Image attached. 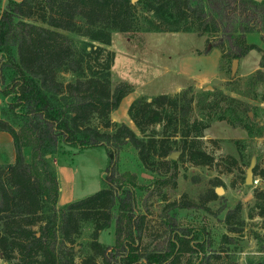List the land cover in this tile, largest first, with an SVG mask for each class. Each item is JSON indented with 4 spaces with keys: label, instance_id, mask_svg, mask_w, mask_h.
<instances>
[{
    "label": "trees",
    "instance_id": "16d2710c",
    "mask_svg": "<svg viewBox=\"0 0 264 264\" xmlns=\"http://www.w3.org/2000/svg\"><path fill=\"white\" fill-rule=\"evenodd\" d=\"M113 30L194 32L205 37L203 51L217 47L232 61L255 49L264 67V49L246 40L247 33L258 32L264 41V0H0V131L11 136L14 147L13 162L0 163L2 259L76 264L73 244L86 223L92 228L90 242L79 264H97V257L101 264H177L184 252L205 254L198 235L171 215L163 238L143 245L138 185L134 173L119 172V149L129 143L143 167L161 179L184 157L197 165L217 163L201 144L211 122L224 120L249 135H261V126L251 120L247 102L220 90L194 92L192 86L135 97L127 108L135 129L112 120L111 111L133 90L126 81L112 87ZM67 32L83 37L80 44ZM61 73L71 78L63 81ZM256 76L264 82L260 70ZM60 145L103 146L107 164L99 190L58 207L51 155ZM176 146L180 155L168 158ZM254 196L264 215V191L255 190ZM178 205L193 206L191 201ZM241 209L238 201L226 210L222 221L229 232L242 230ZM112 222L114 242L104 244L98 235ZM197 264H203L202 257Z\"/></svg>",
    "mask_w": 264,
    "mask_h": 264
},
{
    "label": "rangeland",
    "instance_id": "374dc122",
    "mask_svg": "<svg viewBox=\"0 0 264 264\" xmlns=\"http://www.w3.org/2000/svg\"><path fill=\"white\" fill-rule=\"evenodd\" d=\"M132 2L135 3L136 0ZM67 35L77 45L83 38L69 32ZM246 40L264 49V41L258 32L247 33ZM205 45L204 38L194 32L113 30L108 46L114 51L111 66L112 87L119 81H126L141 92L167 93L180 77L165 72L164 68H172L173 62L182 56L190 66L189 69L194 72L217 73L216 79L207 83L213 88L206 89L204 86L201 90H220L247 102L251 109V120L261 126V135H249L241 127H232L224 120H215L211 122L208 131H204L201 144L205 151L215 157L216 164L197 165L184 157L177 160L175 171H170L159 179L158 175L143 167L136 150L126 143L118 152V170L120 173L135 174L138 185L134 190L137 206L139 211L145 214L143 245H152L157 239L163 238L166 228L164 221L167 215H171L175 217L178 226L189 227L198 235L205 250V254L201 256L184 252L177 264H186L188 261L189 264H197L198 257H202L203 264H251L264 259V215H260V209L255 207L254 196L255 190L264 191V82L256 78L260 69L251 74H245L243 69L252 68L255 64L257 68L260 52L250 50L239 69L231 75V60L222 57L217 47L201 54L190 52L191 49ZM59 78L68 81L71 74L61 73ZM188 86L192 85H185L184 88ZM192 87L194 92L199 91L198 88ZM124 105L125 102L119 103L117 114L122 111ZM126 124L135 129L130 120ZM173 151L181 153L177 146ZM23 153L28 160L29 149L25 148ZM13 160L14 147L11 136L0 131V163H11ZM251 160L254 161L253 179H259L257 186L253 183L245 184L246 168ZM51 161L55 166L59 185L58 196L62 197V205L84 198L101 188L102 170L107 164L103 146L79 150L60 145L51 155ZM217 188L223 189V192L216 193ZM212 193L215 195L210 199ZM173 201H177L175 207L168 208L169 202ZM185 201H191L193 206L178 205ZM238 201L242 205L240 214L244 224L240 232L232 233L225 228L222 219L226 210ZM91 230L90 223H86L81 236L73 244L76 264L80 263L88 251ZM113 230L112 222L110 227L99 233L98 240L104 244H112ZM223 233H227V239L222 237ZM96 260L97 264H101L99 257ZM0 264H16V258H0Z\"/></svg>",
    "mask_w": 264,
    "mask_h": 264
},
{
    "label": "crops",
    "instance_id": "0c3cea01",
    "mask_svg": "<svg viewBox=\"0 0 264 264\" xmlns=\"http://www.w3.org/2000/svg\"><path fill=\"white\" fill-rule=\"evenodd\" d=\"M201 37H203L204 40H205L204 36H201ZM203 49H204V46L200 47V48L191 49L190 52L191 53H195V54H201V53H203ZM247 53L243 57L238 59V69H239L240 65H242L241 62L245 58ZM189 68H190V66L185 62V60H183L182 56L179 57L176 61L173 62L172 68H169V67L165 66V68H164L165 72H167V73L170 72V73H173V75L180 77V80L175 81L173 83V86L170 88L169 92H167V93L177 92V91L181 90L182 88H184L185 85H192L195 88L202 89L204 86L207 85L208 82L216 79L215 78L216 75H217L216 72L204 71V72H201V73H197V72H194V70H191ZM258 69L264 71V67H260L259 64H258V66L256 68V64H255L252 68L251 67H249V68L244 67L243 72L245 74H251V73L255 72ZM139 95L152 96V95H155V94L149 93V92H141L140 90H137L136 88L133 87V90L130 93H128L127 95H125L121 99L122 104H123V102H125V105L122 108V111L119 114H117L116 113L117 108L112 110L111 113H110L111 119L115 120L117 122H124V123L128 122L130 120V118L128 117L127 112H126L127 108H128V105L130 104V102L135 97H137ZM121 101H120V103H121ZM208 128H206L204 131L207 132ZM66 171L68 172V168L66 169ZM62 203H63L62 202V197L58 196L57 205L58 204L62 205Z\"/></svg>",
    "mask_w": 264,
    "mask_h": 264
},
{
    "label": "water",
    "instance_id": "95a60500",
    "mask_svg": "<svg viewBox=\"0 0 264 264\" xmlns=\"http://www.w3.org/2000/svg\"><path fill=\"white\" fill-rule=\"evenodd\" d=\"M238 68V58H234L231 61V67H230V73L231 75H234ZM206 89H212L213 87L211 85H206ZM150 100V98H148ZM180 154V151H173L168 155V158L170 159H177ZM253 166H254V161L251 160L249 163L248 167L246 168V177H245V184L251 185L253 183ZM223 192V189L217 188L216 193L221 194Z\"/></svg>",
    "mask_w": 264,
    "mask_h": 264
},
{
    "label": "built area",
    "instance_id": "2783aa9c",
    "mask_svg": "<svg viewBox=\"0 0 264 264\" xmlns=\"http://www.w3.org/2000/svg\"><path fill=\"white\" fill-rule=\"evenodd\" d=\"M253 184H254L255 186H257V185L259 184V179L254 178V179H253Z\"/></svg>",
    "mask_w": 264,
    "mask_h": 264
}]
</instances>
